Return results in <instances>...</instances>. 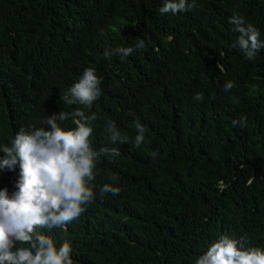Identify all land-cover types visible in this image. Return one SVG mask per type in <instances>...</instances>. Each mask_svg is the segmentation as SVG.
Wrapping results in <instances>:
<instances>
[{
  "label": "trees",
  "instance_id": "16d2710c",
  "mask_svg": "<svg viewBox=\"0 0 264 264\" xmlns=\"http://www.w3.org/2000/svg\"><path fill=\"white\" fill-rule=\"evenodd\" d=\"M163 4L0 0V146L81 108L96 116L92 146L119 150L97 170L120 193H97L70 222L74 264H195L220 235L264 249V49L247 60L229 22L239 13L264 40V0H194L176 14ZM118 46L134 51L105 58ZM85 68L101 79L90 108L62 99ZM109 121L127 143L108 139ZM137 121L148 131L134 147ZM18 173L0 170V185L13 181L12 193Z\"/></svg>",
  "mask_w": 264,
  "mask_h": 264
},
{
  "label": "clouds",
  "instance_id": "9594fccd",
  "mask_svg": "<svg viewBox=\"0 0 264 264\" xmlns=\"http://www.w3.org/2000/svg\"><path fill=\"white\" fill-rule=\"evenodd\" d=\"M193 6L194 0L193 4L187 0H164L159 11L176 14ZM229 22L233 25L232 30L239 33L232 46L238 47L247 60H254L264 49L259 30L239 13H233ZM144 47V41L139 40L136 48ZM133 51L132 47L118 46L106 49L104 56L107 59L116 55L127 57ZM100 84L95 69L85 68L79 81L62 99L69 105L90 108L102 94ZM234 87V82L229 80L225 82L224 91ZM193 99L203 101L204 95L197 92ZM69 118L75 125L72 128L65 129L58 123ZM95 119V114L86 116L81 108L71 113L60 111L47 117V130L20 128L10 146H0L3 154L0 170L19 168L15 191L9 192L13 181L7 180L0 185V264H74L71 252L75 247L68 235L71 233L70 222L81 216L87 205L94 202L97 193L103 199L105 194L115 196L121 191L113 184L103 185L97 170L102 156H117L119 150L92 146L90 121ZM232 123L244 126L246 117ZM135 127L134 147H139L148 129L138 121ZM106 132L112 143L128 142L114 121L108 122ZM152 157L155 159V152ZM110 179L115 182L118 177L113 174ZM224 187L226 185L221 182V191ZM195 264H264V249L251 246L247 235H242L239 240L220 235Z\"/></svg>",
  "mask_w": 264,
  "mask_h": 264
}]
</instances>
